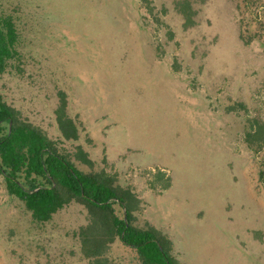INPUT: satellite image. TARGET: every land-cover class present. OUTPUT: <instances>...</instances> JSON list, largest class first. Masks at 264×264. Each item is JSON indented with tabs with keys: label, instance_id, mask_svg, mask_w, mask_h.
Listing matches in <instances>:
<instances>
[{
	"label": "rangeland",
	"instance_id": "rangeland-1",
	"mask_svg": "<svg viewBox=\"0 0 264 264\" xmlns=\"http://www.w3.org/2000/svg\"><path fill=\"white\" fill-rule=\"evenodd\" d=\"M0 15L18 34L1 99L132 193V225L166 236L176 264H264V0H0ZM89 217L71 201L33 221L0 175V264H140L100 222L87 256Z\"/></svg>",
	"mask_w": 264,
	"mask_h": 264
},
{
	"label": "trees",
	"instance_id": "trees-1",
	"mask_svg": "<svg viewBox=\"0 0 264 264\" xmlns=\"http://www.w3.org/2000/svg\"><path fill=\"white\" fill-rule=\"evenodd\" d=\"M18 34L12 18L0 15V73L8 61L18 55ZM56 120L65 139H76L73 120L64 113L62 93ZM260 133L256 131V134ZM83 161L90 163L81 150ZM0 175L7 192L23 201L33 221L45 222L53 213L71 201L86 206L90 222L79 231L82 250L87 256L101 253L100 239L90 238L91 231L102 223L111 235H117L136 250L140 264H176L170 254L171 241L154 228L132 225L130 201L134 195L127 189L113 186L103 173L82 171L66 155L58 151L55 141L39 128L22 120L0 97ZM125 207V217L115 213L113 204Z\"/></svg>",
	"mask_w": 264,
	"mask_h": 264
},
{
	"label": "water",
	"instance_id": "water-1",
	"mask_svg": "<svg viewBox=\"0 0 264 264\" xmlns=\"http://www.w3.org/2000/svg\"><path fill=\"white\" fill-rule=\"evenodd\" d=\"M124 217H125V214H124Z\"/></svg>",
	"mask_w": 264,
	"mask_h": 264
}]
</instances>
